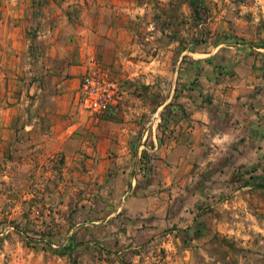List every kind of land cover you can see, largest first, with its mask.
Here are the masks:
<instances>
[{
	"label": "crops",
	"instance_id": "crops-1",
	"mask_svg": "<svg viewBox=\"0 0 264 264\" xmlns=\"http://www.w3.org/2000/svg\"><path fill=\"white\" fill-rule=\"evenodd\" d=\"M71 4L69 21H27L39 25L36 80L22 118L0 114V158L10 171L21 154L64 153L70 173L86 168L82 188L94 193L67 233L78 264H145L130 252L182 216L192 230L209 205L220 231L228 216L264 230V0ZM94 62L122 87L96 122L75 97ZM22 136L39 144L19 145ZM96 247L123 252L101 260Z\"/></svg>",
	"mask_w": 264,
	"mask_h": 264
},
{
	"label": "rangeland",
	"instance_id": "rangeland-1",
	"mask_svg": "<svg viewBox=\"0 0 264 264\" xmlns=\"http://www.w3.org/2000/svg\"><path fill=\"white\" fill-rule=\"evenodd\" d=\"M71 1L0 0V114L22 118L36 80L30 76L29 58L39 25L27 21H69L78 12L71 10ZM192 21L198 19L193 16ZM76 111L90 117L79 106ZM17 139L22 146L39 144L37 139ZM68 146L76 149L72 139ZM66 156L58 154L50 160L49 154H21L20 168L10 171L7 155L0 158V264H78V252L67 245L72 235L67 233L76 225L78 212L82 216L88 211L90 203L83 201L91 200L87 195H93L94 188H82L87 170L81 166L73 175ZM46 160L47 165L42 164ZM9 172L15 173L13 179L8 178ZM211 208L194 211L192 230L182 225V216L181 222L161 230L153 246L130 254H138L145 264H264V230L248 227L239 218L232 223L228 216L230 228L220 231ZM95 249L100 256L94 257L101 260L123 252Z\"/></svg>",
	"mask_w": 264,
	"mask_h": 264
},
{
	"label": "built area",
	"instance_id": "built-area-1",
	"mask_svg": "<svg viewBox=\"0 0 264 264\" xmlns=\"http://www.w3.org/2000/svg\"><path fill=\"white\" fill-rule=\"evenodd\" d=\"M154 31L153 29L150 32ZM151 37V36H150ZM150 37H148L150 39ZM148 39V40H149ZM122 95V87L109 71L98 62L84 75L76 92V105L93 121H101L115 106Z\"/></svg>",
	"mask_w": 264,
	"mask_h": 264
}]
</instances>
